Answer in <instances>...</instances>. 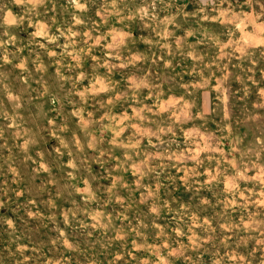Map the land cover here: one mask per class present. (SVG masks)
<instances>
[{
  "label": "rangeland",
  "instance_id": "obj_1",
  "mask_svg": "<svg viewBox=\"0 0 264 264\" xmlns=\"http://www.w3.org/2000/svg\"><path fill=\"white\" fill-rule=\"evenodd\" d=\"M0 264H264V0H0Z\"/></svg>",
  "mask_w": 264,
  "mask_h": 264
}]
</instances>
